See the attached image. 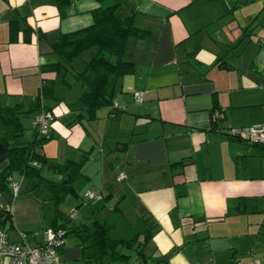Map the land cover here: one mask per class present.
<instances>
[{
    "label": "crops",
    "instance_id": "obj_1",
    "mask_svg": "<svg viewBox=\"0 0 264 264\" xmlns=\"http://www.w3.org/2000/svg\"><path fill=\"white\" fill-rule=\"evenodd\" d=\"M114 2L69 0L60 16L56 0H0V101L34 97L55 77L40 67L57 60L51 43ZM123 4L147 32L128 39L124 58L135 71L115 81L113 101L126 108L103 106L90 116L77 84L58 83V99H44L54 120L41 133L49 139L40 152L57 163L88 154L74 181L75 223L116 215L111 231L120 217L139 224L132 237L146 238L142 255L125 249L133 255L124 264H264V144L228 135L232 127L264 124V0ZM34 132L24 129L25 139ZM17 181L18 193L11 185L0 193V208L11 217L8 238L32 246L44 240L54 214H44L46 193ZM69 236L60 259L83 264L80 241Z\"/></svg>",
    "mask_w": 264,
    "mask_h": 264
},
{
    "label": "trees",
    "instance_id": "obj_2",
    "mask_svg": "<svg viewBox=\"0 0 264 264\" xmlns=\"http://www.w3.org/2000/svg\"><path fill=\"white\" fill-rule=\"evenodd\" d=\"M123 1L115 0L109 6L95 9L91 24L63 33L51 43V51L56 54L57 60L40 67L54 71L55 77L43 83L34 97L15 103L0 101V143L4 148V152H0V164L6 161L0 170V193L15 180V173L30 185L28 190L38 195L46 193L47 199L54 205L50 226L62 229L65 237L72 233L78 237L83 264L127 262L129 255L123 250L133 249L142 255L141 244L145 243L146 238L142 241L136 236L115 238L111 235L112 224L105 219L95 218L90 225L76 224L69 214L64 213L60 205L68 195H75L74 181L81 173L88 154H82L78 160L68 158L64 163L55 162L40 152L42 144L49 138L35 130L33 137L26 140L21 118L51 110L50 106L44 104V99H58V83L67 87L77 84L82 88L79 102L90 116L98 108L114 102L116 79L135 71V64L124 58L128 39L147 36V32L135 24V10L125 6ZM68 4L69 0H56L60 16L65 15ZM89 50L90 55L83 69L75 70V58ZM42 166L56 172L61 178L55 180L47 177L41 171ZM10 221V214L0 208V226L10 227Z\"/></svg>",
    "mask_w": 264,
    "mask_h": 264
},
{
    "label": "built area",
    "instance_id": "obj_3",
    "mask_svg": "<svg viewBox=\"0 0 264 264\" xmlns=\"http://www.w3.org/2000/svg\"><path fill=\"white\" fill-rule=\"evenodd\" d=\"M135 102L143 101L141 91L133 92ZM111 109L124 110L125 105L112 102ZM54 120V113L51 110H42L35 114L31 119V126L40 134L47 133ZM228 135L234 139H242L252 143L264 144V124L259 126L232 127L228 130ZM46 136V135H45ZM47 137V136H46ZM11 190L14 194L20 190V183L17 180L11 182ZM89 198H98L100 195L87 190ZM77 215L76 211L69 214L71 219ZM66 243V237L62 229H54L48 226L44 229V240L30 246L23 242H17L8 238L7 230L0 226V257L6 258L7 264H64L60 259V250ZM130 264H145L141 260L132 261ZM252 264H260L255 259Z\"/></svg>",
    "mask_w": 264,
    "mask_h": 264
},
{
    "label": "rangeland",
    "instance_id": "obj_4",
    "mask_svg": "<svg viewBox=\"0 0 264 264\" xmlns=\"http://www.w3.org/2000/svg\"><path fill=\"white\" fill-rule=\"evenodd\" d=\"M102 1V0H101ZM127 1H131V0H127ZM133 1V0H132ZM104 2H106V0H104ZM90 55V50L89 51H85L83 52L80 56H78L77 58H75V61L73 63L74 69L75 70H81L83 69L84 63L85 61L88 59ZM67 90V89H66ZM65 93H63L64 95ZM67 95V94H66ZM22 123L24 124L25 127V132L27 134H29L28 132H32L33 127L30 126L31 125V116L25 115L21 118ZM32 128V129H31ZM42 172L45 174L46 172L44 171V169L42 170ZM46 175V174H45ZM15 177V179L17 180H21V176L19 174H14L13 175ZM47 177L48 174L46 175ZM53 179V178H52ZM46 197V195H43V199ZM42 199V198H41ZM76 198L72 197V195H68L65 200L62 202V204L60 205V209H62V211L70 214L73 211H77L76 208V202H75ZM52 208V209H51ZM43 210H44V214H46V217H48V219H50L52 217V215L54 214V205L51 201L45 200L44 201V205H43ZM53 211V212H52ZM52 212V213H51ZM83 215V214H82ZM114 218H116V215H110L108 218V223H112L114 222ZM118 220V218H117ZM88 223H90V220H87ZM135 222H128L126 220H124L122 217H120V219L118 220L117 226L115 228V230L111 231V235L115 236V235H124L125 237L131 238L134 233L136 228H140L139 224H136V226L134 225ZM72 237H66V242L68 241V243L71 241ZM130 253V257H132L133 253ZM125 262H114L112 264H124Z\"/></svg>",
    "mask_w": 264,
    "mask_h": 264
},
{
    "label": "water",
    "instance_id": "obj_5",
    "mask_svg": "<svg viewBox=\"0 0 264 264\" xmlns=\"http://www.w3.org/2000/svg\"><path fill=\"white\" fill-rule=\"evenodd\" d=\"M0 152H4V148L1 143H0Z\"/></svg>",
    "mask_w": 264,
    "mask_h": 264
}]
</instances>
